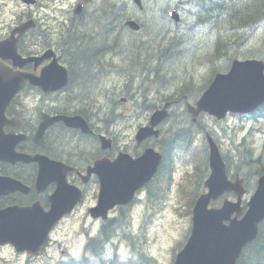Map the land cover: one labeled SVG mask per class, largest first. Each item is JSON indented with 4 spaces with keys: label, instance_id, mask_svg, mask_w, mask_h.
Listing matches in <instances>:
<instances>
[{
    "label": "trees",
    "instance_id": "obj_1",
    "mask_svg": "<svg viewBox=\"0 0 264 264\" xmlns=\"http://www.w3.org/2000/svg\"><path fill=\"white\" fill-rule=\"evenodd\" d=\"M155 2L158 4H154ZM172 3H175L183 13L182 22L178 26H173L168 18L167 11ZM172 3L171 0H144L143 11L136 15L142 29L138 35L127 36V30L122 29L121 24L136 14L133 11L138 8L133 1L99 0L100 13L99 9L97 11L88 9L85 15L89 14L90 17L85 22L83 15L82 21L73 23L68 28V31L74 32L69 35L75 37L68 46V56L72 60L74 73L76 74L75 69L86 71L90 69L85 63V57L90 52L84 49L85 44L95 47L97 42L103 39L104 41L110 39L113 42V49L126 51L127 55L131 53L139 61L142 60L143 66L149 68L156 78L167 73L172 74L175 70L170 69H176V65L185 56L205 59V63L211 69V79L217 72L227 70L234 58L264 59V30L257 32L259 28H264V0H173ZM92 6L97 7L89 0L88 7ZM200 41L203 44H200ZM101 44L102 42L99 49ZM73 51L75 53H71ZM154 65L156 67H153ZM167 66L168 71L164 72ZM134 68L130 67V64L127 65L125 72L127 79H133L139 74L142 75L140 85H149L152 80H147V75L150 72L145 71V77L143 73L135 74L138 71ZM184 85L182 81L180 88ZM260 116H264V105L254 115L255 118ZM178 137L181 135L178 134ZM188 140L189 136L176 138L174 145H188ZM236 145V158H226L228 166L235 172L242 173L251 187L256 174L264 172L263 154L260 153L256 157L255 148L246 143V137ZM172 148L174 146L170 144L167 148L168 154ZM190 155L199 163L196 170L200 171L201 166H205L207 170V145L205 149L191 151ZM195 184L201 186L202 179ZM130 215V210H127V219L125 215L109 219L108 225L102 230L103 234L99 238L90 239L86 247L88 251H85L80 263L77 264H98V260L105 261L107 243L114 242V239L124 241L131 247L133 254H137L135 264H160L156 258L140 248L138 237L132 234L130 228L128 229ZM120 263L115 259L110 262ZM239 264H264V223L257 239L246 248Z\"/></svg>",
    "mask_w": 264,
    "mask_h": 264
},
{
    "label": "water",
    "instance_id": "obj_2",
    "mask_svg": "<svg viewBox=\"0 0 264 264\" xmlns=\"http://www.w3.org/2000/svg\"><path fill=\"white\" fill-rule=\"evenodd\" d=\"M23 1L34 2V0ZM136 1L141 5L140 0ZM81 9L82 5L80 4L75 10V14L80 13ZM171 15L178 19L175 10L171 12ZM125 24L134 30L140 28V25L132 20ZM32 25L33 22L29 21L19 26L14 32L22 33ZM0 53L2 56H11L13 59L19 57L14 36L2 42ZM42 58L31 57L29 60H35L38 64ZM18 62L23 64L22 61ZM60 67L57 61L44 67L42 75L36 77V83L42 85L45 90L59 88L65 82L64 75L67 74V70ZM22 83V78L11 79L8 84L0 83L2 113L5 112L10 99L20 89ZM262 103H264V61L235 59L229 72L218 73L197 101V106L189 105V110L194 116H197L201 111H206L221 119L226 116L228 111L252 112ZM167 106L166 104L162 110H156L151 117L150 125L139 129L138 141L152 134H159V131L154 127L168 115ZM62 118L70 126H81L84 131L88 130L86 122L81 117L58 116L47 119L45 116L35 136L36 141L44 144L45 130L54 119ZM22 139L23 136H16L13 142L14 146ZM106 142L109 141L104 140V144ZM209 144L211 174L205 182L208 192L203 193L195 204L192 234L184 249L178 254L175 264H236L243 248L257 237L260 223L264 220V174L260 177L258 187L248 202V210L242 218H239L238 215L242 213L241 199L245 192L243 180L240 178H236L235 181L229 179L219 147L210 136ZM1 158L14 159L15 161H37L41 178L45 177L49 162L44 155L31 156L18 153L14 149H10L9 144L0 140ZM161 160L162 153L151 147L137 158H133L130 154L120 153L116 160L110 162L102 172L103 185L100 202L97 207L93 208L92 215L94 217L106 215L109 208L119 203L125 204L132 201L135 192L151 180ZM102 162L103 160L96 162V167L101 166ZM108 170L110 171L106 173ZM232 190L238 194L237 202L226 199L220 208L208 207L211 200ZM234 212H237V215L233 217ZM18 223L17 231L15 228H5L3 241H12L19 249H24L25 246L21 244L31 242L33 232L25 226L24 222L18 220Z\"/></svg>",
    "mask_w": 264,
    "mask_h": 264
},
{
    "label": "flooded vegetation",
    "instance_id": "obj_3",
    "mask_svg": "<svg viewBox=\"0 0 264 264\" xmlns=\"http://www.w3.org/2000/svg\"><path fill=\"white\" fill-rule=\"evenodd\" d=\"M34 36V33L27 34L28 41L24 42L27 48L23 50V53L36 52ZM54 49L60 56L61 61L64 62V57L63 59L61 58L58 48ZM93 51L85 57L91 64L90 68L98 63L96 55L101 53V49ZM6 62L11 63L10 60H6ZM48 62L46 60L44 64ZM25 69L35 71L34 63L28 64ZM64 92H66L65 89L53 93H44L28 82L14 97L11 106L7 109V117L12 122L7 123L0 129L5 141L9 135L13 136L20 132L28 135L26 140L17 145L18 150L32 154L41 153L51 160L57 161L55 167L50 165L47 169L45 178H39L37 162L0 159V177H6L0 178V211H6L11 208L14 217L24 223L32 222L33 225L34 221H43L41 219L43 214L53 208L56 210L67 209L69 196L73 195L77 189L82 190L84 197L81 203L74 207L70 215L76 213L79 209L83 211L84 204H86V210L90 206L97 204L101 187V176L95 171L89 173L88 169L100 159L113 161L116 157L117 151L114 146L104 148L101 145L100 130L92 121L98 116V111L96 112L95 107H93L91 120L86 115L75 112L76 108L68 104V102H93L95 98L83 96L68 98L62 96ZM36 93L40 94L41 101L46 104L38 112L29 104V101L36 98ZM44 112L50 116L80 114L88 121L93 132L84 133L81 128L68 126L62 120L55 121L47 128L45 133L46 142L42 146L36 143L33 137ZM125 119L127 120V112L125 113ZM111 125L112 123L110 127ZM10 142L11 140H9V144ZM17 181L20 183H17ZM67 217L68 215H64L53 225L49 237L46 236L47 239L44 237L45 241H43L40 251L34 256H31L28 250L18 252L11 243L0 244V264H2L3 260L2 252L6 249L12 250L15 255L23 258L24 262L27 263H33L37 259L43 258L45 251L52 243V235L62 226ZM3 223L4 220L1 218L0 228L3 227ZM15 228H17V222L15 223ZM47 228L44 225L35 232L42 235ZM39 237L40 235L36 236V240ZM33 247L34 244L32 245Z\"/></svg>",
    "mask_w": 264,
    "mask_h": 264
},
{
    "label": "rangeland",
    "instance_id": "obj_4",
    "mask_svg": "<svg viewBox=\"0 0 264 264\" xmlns=\"http://www.w3.org/2000/svg\"><path fill=\"white\" fill-rule=\"evenodd\" d=\"M74 0H40L41 4L32 7L30 10L22 4L20 0H0V33L1 29L6 27L12 21L18 20L20 15L30 11L32 15L42 22L44 28L56 29L59 27L58 21L64 17V13L71 9ZM89 48H94V46H89ZM94 52V51H93ZM75 53V51L71 52ZM189 64L195 65L196 71L193 72L199 85H203L208 77V69L200 64V61L195 59ZM119 80V81H118ZM124 77L117 73H110L108 77L104 78L102 83H108V88H111L115 92L117 98L120 97L121 89L123 88ZM106 87V88H107ZM172 89H167L165 92L169 94ZM136 92V89L134 90ZM100 96H105L101 94ZM137 96V95H135ZM102 98V97H101ZM106 99L103 98V102L106 104ZM160 96L156 92L149 93L145 103L149 104L152 102L159 103ZM182 105H174L172 110L173 114L170 121L164 125L163 128L167 129L174 123L177 117L180 118L179 122L182 120ZM125 110V107L120 109L121 112ZM148 109L141 110L137 107V104L133 99L127 103V127L124 118L115 122L112 127L114 137L116 139V148L123 150L126 146L135 151L137 147L134 141L135 132L140 124L146 123L149 114ZM207 125L212 128H218L219 134L224 138V146L231 150V155L233 154L230 136L232 135V129L237 127H243L242 131L239 133V137L243 138L247 136L248 131L252 126H256V130L252 135H249L248 140H252L257 153L264 151V120L254 121L249 115L240 116H230L224 123L226 133H224L217 124L206 116ZM127 134V137H126ZM225 134V136H224ZM240 140V139H239ZM156 141H152L155 143ZM201 136L197 139H193L192 146L200 145ZM194 164H183L181 161H177V169L174 174V183L169 185V188L165 194L161 191L160 202L151 203L148 200V195L144 193L142 195L141 203L131 211V222L129 224L130 230L133 234L140 237V242L142 248L147 251L150 255L157 258L160 263L170 264L172 258L174 257L173 247L180 239H183L184 235L189 229L190 219L186 217L185 210L188 209V202L191 197V192L194 189V183L202 175L194 174ZM191 172L192 176L186 186L184 191L178 184L182 181L183 176L186 172ZM166 183V182H165ZM164 183V184H165ZM165 196L164 198H162ZM230 197V196H229ZM232 198V197H231ZM220 200L217 202L219 203ZM84 226V228L82 227ZM92 226V219L90 217L86 218L84 211L81 209L78 213L68 217L63 223L62 227L57 232V238L60 240L67 241V247L69 251L73 254H77L78 257L81 255L82 242H80V235L85 234V228ZM98 227V224L94 226V229ZM117 243V240H115ZM114 251L116 250L114 248ZM118 253L123 256H130L131 247L124 242H118L117 247ZM50 261L49 264H61L58 261V256L56 254ZM2 264H22V261H15L12 254L5 250L2 252ZM65 264H75L74 262H67Z\"/></svg>",
    "mask_w": 264,
    "mask_h": 264
},
{
    "label": "bare ground",
    "instance_id": "obj_5",
    "mask_svg": "<svg viewBox=\"0 0 264 264\" xmlns=\"http://www.w3.org/2000/svg\"><path fill=\"white\" fill-rule=\"evenodd\" d=\"M183 1V0H182ZM186 1V0H185ZM190 5V4H189ZM185 6H187L186 5V3H185ZM186 9H188V8H186ZM190 9V8H189ZM192 10V9H191ZM191 10H189V11H191ZM186 12V11H185ZM192 12V11H191ZM188 13V12H187ZM193 14V13H192ZM177 53V52H176ZM174 54V53H173ZM164 55V54H163ZM178 56V55H177ZM176 56V57H177ZM85 63H86V66L88 67V68H90L91 67V64L87 61V59H85Z\"/></svg>",
    "mask_w": 264,
    "mask_h": 264
}]
</instances>
